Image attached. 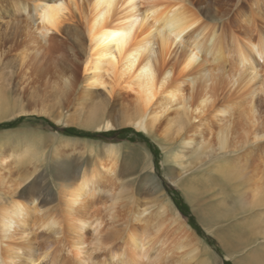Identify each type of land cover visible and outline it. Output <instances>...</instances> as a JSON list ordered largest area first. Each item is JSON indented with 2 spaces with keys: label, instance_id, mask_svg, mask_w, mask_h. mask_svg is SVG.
<instances>
[{
  "label": "rangeland",
  "instance_id": "rangeland-1",
  "mask_svg": "<svg viewBox=\"0 0 264 264\" xmlns=\"http://www.w3.org/2000/svg\"><path fill=\"white\" fill-rule=\"evenodd\" d=\"M29 2L0 0V99H4V105L0 106V203H4L16 187L13 197L26 203L31 213L37 216L48 211L55 213L59 202L64 200L63 195L73 189L80 176L96 175L98 180L99 177L111 179L112 188L107 187V191L114 199L95 197L93 202L88 200L79 207L88 212L98 209L97 236L103 245L111 246L119 240L113 238L114 230L118 229L116 235H123L122 229L132 221L133 213L141 214L144 210L142 218H147L162 208L166 215L162 213L159 235L160 240L164 237L166 240L161 256L169 254L171 243L179 239L183 245L179 253H189L190 258L182 264H247L250 258L264 264V203L250 206L247 197L252 193L249 187L256 182L264 184V137L256 143H245L241 149L227 148L204 156L196 164L183 148L185 136L181 134L185 135L187 130L192 136L188 129L199 124L198 118L192 119L180 136H175V104L161 118L162 125L152 133H145L131 124H118L122 112L132 108L130 95L122 92L106 106L107 119L114 122V127L95 130L81 126L89 109L88 103L74 99L86 88L82 79L87 38L82 17L72 7L73 17L61 25L65 29L52 32V41L46 42L35 29L30 10L22 9ZM80 2L85 15L87 9L84 2ZM180 2L191 9L200 20L199 24L216 26V34H221L218 39L230 51L223 52L225 59L235 61L231 46L241 43L245 37H264V0ZM137 5L141 11L146 8L142 1ZM33 42L40 50L31 48L29 44ZM178 55L177 47H172L165 62L174 66ZM246 56L243 60L249 66L248 71L261 72L263 60ZM52 61L65 71L69 87L61 89L63 84ZM231 63L223 64V70L229 69ZM243 69L247 70L246 66ZM179 73L176 66L174 76L178 77ZM223 77L221 71L214 79L216 104L227 97L229 100L235 98L243 89L240 85L231 87ZM56 87L62 90L61 94ZM89 88L92 93H104L101 88ZM103 97L105 94L95 100ZM20 109L26 112L45 109L51 114H29L19 112ZM168 119H173L170 126ZM171 155H180L182 159L172 160ZM242 160L247 161V165ZM230 162L246 174L222 176L214 171L218 164ZM100 190L104 192L105 189L101 187ZM91 203L93 205H89ZM35 215L25 216L20 225L14 224L12 232L32 231L38 223ZM180 223L183 227L178 226ZM87 229L91 232L92 227ZM161 243L158 241L149 248L150 257L159 252ZM90 247L87 243L85 251H90ZM102 254L101 249L91 253L93 257ZM175 258H170L171 262L162 258L161 262L180 264Z\"/></svg>",
  "mask_w": 264,
  "mask_h": 264
},
{
  "label": "bare ground",
  "instance_id": "bare-ground-1",
  "mask_svg": "<svg viewBox=\"0 0 264 264\" xmlns=\"http://www.w3.org/2000/svg\"><path fill=\"white\" fill-rule=\"evenodd\" d=\"M141 1L146 3L144 11L137 5ZM30 2L22 9L27 7L30 10L35 20V29L46 42L52 41V32L65 29L61 25L73 17L72 7L82 17L87 38L83 54L85 75L82 79L86 88L74 99L79 103H88L89 109L81 126L95 130L114 127V122L107 119L106 106L109 100L122 92L130 95L132 108L122 112L118 124H131L145 133H152L162 125L161 118L175 104V136H180L190 121L198 118L199 126L193 125L188 129L192 131V136L187 134V130L185 135L181 134V137L185 136V139L182 138L183 148L196 164L204 156L212 153L215 155V152L220 153L227 148L241 149L245 143H256L264 137V37H245L241 43L232 45L231 48L235 51L233 61L224 58L223 52L229 51V48H225L218 39L221 34H216V26L214 28L204 23L199 24L200 20L180 0H82L87 9L85 15L82 14L80 0ZM53 4L58 5V10L55 22L49 26L41 22L40 13ZM29 45L37 51L40 48L34 42ZM172 47L179 50V55L173 61L174 66L165 62V56ZM246 55L263 60L261 72L248 71L249 66L243 60ZM231 61L230 68L223 70V64H230ZM51 63L56 65V62ZM216 64L217 67L212 66ZM176 66L180 72L178 77L174 76ZM244 66L247 70L243 69ZM60 69L55 66L63 84L61 89H64L70 84L64 77L65 71ZM221 71L226 84L231 87L240 85L243 89L235 98L229 100L227 97L228 99L219 100V104H216L214 79ZM89 87L101 88L104 93H92ZM61 89L56 87L57 93L61 94ZM103 94V99L95 100ZM3 103L4 99H0V106ZM21 111L24 110L20 109L19 112ZM23 113L51 114L45 109ZM173 119H168L167 124ZM179 157L180 155L173 156L171 159L179 160ZM242 163L247 165V161L242 160ZM214 171L222 176L246 174L241 173L234 162L220 163ZM80 177L73 189L63 195L64 200L59 202L55 213L48 211L42 216L31 213L26 203L13 197L16 187L11 190L9 198L0 203V264H159L162 258L171 262L170 258H175V254L177 263L182 264L190 259L189 253H179L183 250L179 239L168 248L170 255L167 253L161 256L166 240L165 237L160 240L161 234L159 235L162 230V213L166 215L162 208L147 218H142L144 210L141 214L133 213L135 215L132 221L122 229L123 235H116L118 229H113V238L119 240L111 246H107L108 243L103 245L97 236L100 226L98 209L88 212L79 205L88 200L93 202L95 197L112 201L114 195L107 191V187L112 188L111 179L99 177L98 180L96 175ZM101 187L105 189L104 192L100 190ZM249 190L252 191L247 196L250 198V206H261L264 203V184L256 182ZM31 214L35 215L33 217L38 222L32 231L12 232L14 224H22L25 216ZM135 221L139 223H134ZM178 226L183 227L181 223ZM88 227H92L91 232ZM262 227L264 228V222ZM88 234L91 235L90 238L87 237ZM158 241L162 242V247L156 255L150 257L149 248ZM87 243L91 247L86 252L84 248ZM95 249L103 250L104 254L93 257L91 253ZM250 260L248 259L247 264H263L256 258Z\"/></svg>",
  "mask_w": 264,
  "mask_h": 264
},
{
  "label": "clouds",
  "instance_id": "clouds-1",
  "mask_svg": "<svg viewBox=\"0 0 264 264\" xmlns=\"http://www.w3.org/2000/svg\"><path fill=\"white\" fill-rule=\"evenodd\" d=\"M58 5H50L46 10L40 13L41 22L51 26L55 22Z\"/></svg>",
  "mask_w": 264,
  "mask_h": 264
}]
</instances>
